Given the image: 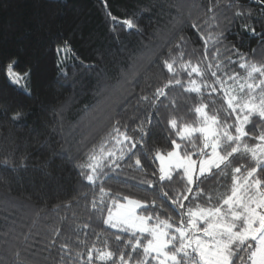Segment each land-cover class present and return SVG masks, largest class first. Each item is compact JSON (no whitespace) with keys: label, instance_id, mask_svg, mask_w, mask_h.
<instances>
[{"label":"trees","instance_id":"16d2710c","mask_svg":"<svg viewBox=\"0 0 264 264\" xmlns=\"http://www.w3.org/2000/svg\"><path fill=\"white\" fill-rule=\"evenodd\" d=\"M229 3L232 7L227 6ZM213 4L219 5L214 9L215 19L207 11ZM237 8L249 12L250 17L234 18ZM125 19H132L139 30L123 27ZM193 22L198 28L192 27ZM243 24L254 27L255 34L245 31ZM220 32L223 38L217 40ZM180 36L187 38V52L195 50L185 59L195 64L206 51L212 71L220 76L235 73L243 82L247 73L240 68L231 46L241 54L248 53L245 60L264 63V4L259 0H0V109L5 103L12 105L7 116L0 115V264H74L61 260V243L67 241L86 255L87 247L78 243L77 236L88 247L93 243L102 247L105 239L119 234V230L102 224L100 213L93 214L91 201L94 196L98 199L99 189L80 177L67 156L86 161L92 146L107 138L112 127L110 117L134 126L133 119L142 115L134 111V100L126 107L124 103L114 107L124 91L121 85L125 74L140 71L132 82L135 92L148 84L157 86L162 71L167 75L161 61ZM64 47L67 52H57ZM214 54L220 69L215 67ZM10 58L18 61L16 73L33 69L31 97L8 84L6 65ZM200 66L206 69V63ZM178 78L185 87L189 79L202 82L195 73L189 78L183 70ZM214 79L206 71L203 80L211 84ZM169 98L178 102L177 107H160L161 121L138 153L148 173L158 169V162L151 159L154 149L165 153L171 150V139L180 143L178 137L169 134L168 119L175 116L181 124L199 126V117L192 111L201 102L195 93L176 87ZM211 98L216 100L215 105L209 103L205 91L203 102L209 103V115L221 107L219 94L213 93ZM18 108L27 115L13 122L10 117ZM218 115L222 119L224 112ZM252 120L259 123L257 116ZM247 128L255 132V124ZM245 142L250 146L259 143L251 138ZM145 151L149 152L148 159ZM5 158L7 165L3 163ZM135 158L121 161L120 170L110 173L112 178L103 186L112 193L151 201L156 196L155 186L140 183L151 176L136 167ZM22 163L26 169L13 172V166ZM239 164L250 165V161L241 159ZM42 168L51 177L45 176ZM178 181L166 184L165 190L179 189ZM226 183L230 186L231 181ZM210 186L207 182L201 185ZM164 203L170 206L169 201ZM84 224L89 227L85 229ZM56 229L61 235L56 246L50 248ZM17 249L21 251L19 257L14 255Z\"/></svg>","mask_w":264,"mask_h":264},{"label":"snow or ice","instance_id":"6c2138e0","mask_svg":"<svg viewBox=\"0 0 264 264\" xmlns=\"http://www.w3.org/2000/svg\"><path fill=\"white\" fill-rule=\"evenodd\" d=\"M259 2L264 4V0ZM218 6L213 4L207 10L213 13V19L216 18L214 9ZM227 6L232 7V4ZM108 15L113 21L116 20L111 12ZM233 17L248 18L250 13L237 8ZM122 26L139 30L132 19L123 20ZM192 27L198 28V25L193 22ZM242 27L255 34L254 27L248 24ZM221 38L223 32L216 37L217 40ZM186 48L187 38L184 36H180L179 41L169 47L168 57L161 61L162 70H166L167 75L162 71L161 82L155 87L148 84L135 92L132 82L141 75L140 71L125 74L121 85L124 91L114 107L120 103L126 107L134 100V111L142 113L133 119L134 126L130 127L127 122L122 123L120 119L110 117L112 127L107 138L102 139L98 146H92L86 161L67 156L80 177L99 189L98 199L94 196L91 201L93 214L100 213L102 224L119 230V234L105 239L102 247H97L96 243L88 247L77 236L78 243L87 247L86 255L74 250L65 241L59 245V251L63 253L62 261L71 260L74 264H264V63L245 60L249 54H241L232 45L231 51L237 55L240 68L247 73L241 82L235 73L220 76L217 71H212L213 64L208 61L206 51L195 64L191 59H185L195 53V50L187 52ZM204 48L207 49V38ZM60 51L67 52L68 49L58 48L57 52ZM213 59L216 60L215 67L220 69L216 54ZM152 62L149 61L150 64ZM17 63L16 59L8 60L7 82L21 94L31 97L33 69L16 73L14 68ZM202 63H206L205 70L201 69ZM229 63H232L230 59ZM180 70L187 72L189 78L195 73L202 78V82L189 79L185 87L178 78ZM206 71L215 78L211 84L203 80ZM176 87L186 93H195L201 101L192 109L199 117V126L181 124L175 116L168 119L169 134L178 137L180 143L171 139V150L166 153L159 148L154 149L151 159L159 161V166L148 173L138 153L146 147L147 138L161 121L160 107H177L178 102L169 98V92ZM202 88L207 91L209 103L213 105L216 100L211 98L212 94L220 96L221 107L212 115L207 110L209 103L203 102L205 91ZM11 107V103H5L0 115L7 116ZM220 111L224 112L222 119L218 115ZM26 115L18 108L10 118L16 122ZM253 116L259 117V123L252 120ZM252 124H255V132L247 128ZM121 128L124 130L121 131ZM246 138L259 143L250 146L245 142ZM109 141L113 142L112 146L106 148ZM144 156L148 159L149 152L145 151ZM133 157H136V167L151 176V179L140 181L141 184L155 186L156 196L151 201L112 193L103 186L112 178L110 173L120 170L121 161ZM241 159L250 161V165L239 164ZM3 163L7 165V158ZM26 167L22 163L13 166L12 170L18 173ZM41 171L45 176L52 175L46 168ZM177 178L179 189L165 190V185H172L177 182ZM229 180L230 186L226 183ZM206 182L211 186L201 187ZM164 200L169 201L170 206ZM105 208L106 217L103 215ZM83 227L87 229L89 225L84 224ZM60 235V229H56L48 247H55ZM28 239L25 233L24 241ZM14 255L19 257L21 251L17 249Z\"/></svg>","mask_w":264,"mask_h":264},{"label":"rangeland","instance_id":"374dc122","mask_svg":"<svg viewBox=\"0 0 264 264\" xmlns=\"http://www.w3.org/2000/svg\"><path fill=\"white\" fill-rule=\"evenodd\" d=\"M166 153V152H165ZM158 162V166H159V161H157ZM121 203H124V201H122ZM114 211H116V209H114ZM137 211H138V209H137ZM106 216H107V214H106ZM105 216V217H106Z\"/></svg>","mask_w":264,"mask_h":264}]
</instances>
